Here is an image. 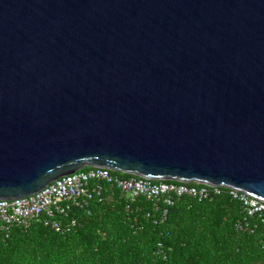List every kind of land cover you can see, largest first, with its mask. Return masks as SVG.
<instances>
[{"label":"water","instance_id":"1","mask_svg":"<svg viewBox=\"0 0 264 264\" xmlns=\"http://www.w3.org/2000/svg\"><path fill=\"white\" fill-rule=\"evenodd\" d=\"M86 167L264 201V0H0V199Z\"/></svg>","mask_w":264,"mask_h":264},{"label":"trees","instance_id":"2","mask_svg":"<svg viewBox=\"0 0 264 264\" xmlns=\"http://www.w3.org/2000/svg\"><path fill=\"white\" fill-rule=\"evenodd\" d=\"M166 207L167 219L154 224L147 216L153 202L107 185L90 214L76 213L70 232L38 222L7 235L0 221V264H264V215L247 216L229 188L202 200L185 195Z\"/></svg>","mask_w":264,"mask_h":264},{"label":"built area","instance_id":"3","mask_svg":"<svg viewBox=\"0 0 264 264\" xmlns=\"http://www.w3.org/2000/svg\"><path fill=\"white\" fill-rule=\"evenodd\" d=\"M107 185H114L124 195L143 196L154 204L147 214L154 224L167 219V206L185 195L199 200L220 194L225 186L188 184L177 181L151 180L144 177H122L105 167H90L67 174L29 196L0 199V221L8 235L14 227L29 229L41 222L56 232H70L78 225L77 212L91 213L90 204L101 199ZM230 195L238 199L247 216L264 215V201L245 192L230 188ZM164 202L165 205H161ZM158 254L168 259L164 243L158 242ZM165 264V263H164Z\"/></svg>","mask_w":264,"mask_h":264}]
</instances>
